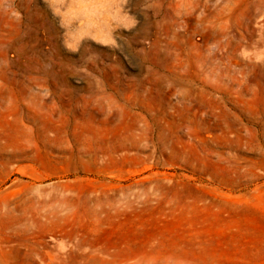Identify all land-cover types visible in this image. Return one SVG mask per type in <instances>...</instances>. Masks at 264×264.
<instances>
[{"label":"rangeland","instance_id":"1","mask_svg":"<svg viewBox=\"0 0 264 264\" xmlns=\"http://www.w3.org/2000/svg\"><path fill=\"white\" fill-rule=\"evenodd\" d=\"M0 264H264V0H0Z\"/></svg>","mask_w":264,"mask_h":264}]
</instances>
